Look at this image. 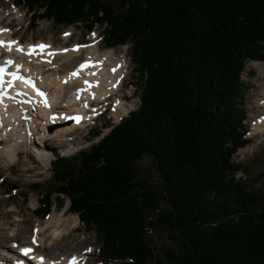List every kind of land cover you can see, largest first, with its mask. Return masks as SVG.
Masks as SVG:
<instances>
[{
	"label": "trees",
	"instance_id": "obj_1",
	"mask_svg": "<svg viewBox=\"0 0 264 264\" xmlns=\"http://www.w3.org/2000/svg\"><path fill=\"white\" fill-rule=\"evenodd\" d=\"M17 2L34 24L99 25L105 47L131 44L140 87L137 120L76 158L52 161L50 181L33 186L34 214L46 218L66 197L104 264H264V199L236 179L233 162L250 143L242 75L264 62V0ZM145 157L157 165L168 208L142 178ZM153 214L172 243L162 254Z\"/></svg>",
	"mask_w": 264,
	"mask_h": 264
},
{
	"label": "rangeland",
	"instance_id": "obj_2",
	"mask_svg": "<svg viewBox=\"0 0 264 264\" xmlns=\"http://www.w3.org/2000/svg\"><path fill=\"white\" fill-rule=\"evenodd\" d=\"M31 18L32 14L24 6H19L17 0H0V25L8 30L9 41L19 42L18 48H22L24 51L27 44H31L30 46L44 44L51 47L52 51L49 52L56 56L61 53L60 49L71 50L72 47L79 46V48L83 49L82 56L78 57L79 62L88 59L87 56L89 55L98 58V60L103 59L105 55L112 52L109 65L114 66L113 69L122 70L123 74L117 98L119 102H122L124 108L117 109L113 104H101V110H99L98 114H95L97 106H92L88 110L91 119L84 126L77 129H75V126L70 125L71 121L64 123L63 121L52 119L51 116L50 120L60 123L49 124V122L46 124V120L43 119L38 120L36 123L33 122L32 125L35 123L34 126L31 123H25L24 127H22L25 130V135H18L20 137L12 134L3 137L1 132L5 130L0 128V139L5 140L4 142L0 141V241L1 239L7 241L6 239L8 238L12 240V237H14L13 241L16 240L15 242H18V245H33L38 252H42L47 258L57 259L63 256L66 260L68 257L77 254L78 256H84L82 259L85 264H103L99 254L100 246L95 233L87 231L78 217L69 212V200L64 197L63 206L54 207L46 219L39 218L34 212L40 207V196L38 193L32 192V189L35 184L50 181L53 171L51 161L55 160L56 156L78 157L80 151L89 150L92 145L99 142L103 136L109 133L111 128H107V124L116 126L125 117V111L138 110L140 107V87L138 73L132 59L131 45L111 49L113 51H106L108 49L103 43L104 28L100 26H96L92 31H87L86 28H82L80 25L57 27L53 22L46 19H39L34 24ZM66 33L69 35H65ZM24 51L21 54H24ZM21 54L14 58L20 60ZM63 56L59 55V58ZM76 59L72 60V64L65 63L67 61L63 59L58 60L57 63L62 64L64 62L65 64L59 70L60 75H65L66 71L71 70L73 66L75 68L78 65V63L74 64ZM49 74L55 76L54 71L49 72ZM43 75L47 77L48 72ZM242 79L249 84L245 102V108L248 113L246 120V126L249 131L248 138L250 137L251 140L254 137L255 139L251 140V143L245 149L239 151L234 156L233 161L244 168L242 172L237 174V178L246 181L253 192L264 197V135L262 133H257L259 134L257 135L254 132L255 124L258 127L256 131H261L264 126L263 122L259 123L263 119L264 114V106H261L264 104V62H250L247 64ZM38 80L46 83L45 78ZM55 85H51L52 88L54 87L52 95H58L55 92ZM62 103L64 104L65 101ZM59 107L61 108L62 106L58 105ZM62 110L63 112L69 111L67 109ZM62 110L58 109V111ZM56 115L57 118L60 116L59 114ZM117 118L120 119L119 122ZM32 119L33 117H30V120ZM45 119H48V117ZM7 124H3L4 127L7 128ZM61 124L64 125L56 129ZM66 128H74V130L71 132L59 131V129ZM100 130L101 136L93 138ZM43 132L51 133V136L55 133L54 137L59 139H49L53 143L44 145L41 150L40 140L45 139ZM57 132H60V134L57 135ZM63 135H67L66 137L72 140L70 141L72 144L69 143L71 146L66 149H62L59 144L63 143L60 140V136ZM10 145H14L11 147L16 149V157L14 159L11 158L10 154L4 153L9 151ZM139 168L142 178L150 182L160 194L161 207L168 208L164 201L165 185L161 180L155 161L152 158L145 157L139 162ZM16 186L19 188L13 189ZM51 186L53 185L51 184ZM53 218H61V223L51 224L50 222ZM152 220V227H154L152 238L159 248V254H162L167 247L172 246V243L167 236L166 229L156 222L157 214H153ZM38 226L45 228L41 234L44 237V245L42 246L34 243L36 239L33 236ZM3 253L5 254L6 252ZM0 260L4 261L1 257Z\"/></svg>",
	"mask_w": 264,
	"mask_h": 264
},
{
	"label": "bare ground",
	"instance_id": "obj_3",
	"mask_svg": "<svg viewBox=\"0 0 264 264\" xmlns=\"http://www.w3.org/2000/svg\"><path fill=\"white\" fill-rule=\"evenodd\" d=\"M0 28H1V25H0ZM3 30L5 29H0V40L4 41L7 44L9 43L7 41L10 40V37H8L7 31H3ZM30 45L31 44L26 45L25 55L21 54V59L18 61V63L14 60V57L17 55H20L21 53L20 51L17 50L19 45L17 47H16V44L13 45L11 50H8L5 47H0V63L2 62L3 56L5 54L6 56H8L10 59H12L15 62L14 69L16 71H19L20 69L23 71L24 76L17 79V81L21 83L22 88L23 86L27 88L26 82L28 81L25 77L28 75L36 76L38 79L46 78V85L48 86V88H50V90L51 89L53 90L54 88V87L52 88L51 85L56 84L55 92H57L58 95L57 94L52 95V90H51V99L52 101H56L57 104L56 106L51 105L50 107L49 105H45L40 102H37L36 100L31 99L26 95L23 96L22 93L18 91L19 90L18 86H14L11 89H4L0 87V128H3L5 130L4 132H1V131L0 132L3 133V137L8 136V134H12L13 136H17V137H20L18 135H25L24 134L25 130L22 128L24 127L25 123H28V124L31 123L32 125L33 122L36 123L40 119L46 120V124L49 122H50L49 124L60 123V122H55L53 120H50V116L52 119L63 121L64 123L71 121L70 125L75 126V129H77L79 127L84 126V124H86V122H88L91 119V115L89 117L88 110L92 106H97L96 107L97 109L95 110L96 112L95 114H98L99 110H101L100 109L101 104H106V105L113 104L115 105L114 107L117 109L124 108L122 102H119V99L117 98V96H119L118 91H120L119 88L122 84L123 74L121 72L122 70L120 69L117 70V68H115V71H113L114 66L109 65V63L111 62L110 55L113 54L112 52H109L108 55H105L103 59L98 60V58L89 55L87 56L88 59L84 60L83 62H79L78 57L80 58L83 54L82 53L83 49L81 48H79L78 52L71 51V50H68V52L64 51L63 54H59V55H64V56L62 58H59V55H56V56L52 55L48 57V52L52 51L51 47H48V49L46 48V51H43V52H40L39 49H37L38 51L36 53L32 54L31 56H28L27 53L29 52ZM109 50L111 49H108L106 51H109ZM60 59H63L64 61L66 60L67 62L65 63H70V64H72L73 59H76L74 61V64L79 63V67H77L78 66L77 65L75 68H73L74 67L73 66L71 70L66 71L65 75H60L59 70L65 66L64 62L62 64L57 63V61ZM83 64H89L90 66L84 68L83 70H80L78 77L72 76V73L80 69V66ZM51 71L55 72L54 74L55 76H52L49 74V72ZM47 72H48V75H47L48 78L45 77V75H43ZM86 81H87V84L85 83ZM55 95H57V97H55ZM63 101H65V103L62 105L61 102ZM73 102L80 103V104H74ZM58 105L62 107L58 108ZM261 106H264V104ZM58 109H61V110L69 109V111L63 112V110L58 111ZM129 112H130L129 110L125 111L124 112L125 116ZM56 114H59L60 116L57 118ZM30 117L31 118L33 117V119L30 120ZM47 117L48 119H45ZM77 117L80 118L79 122L77 123L72 122L73 120L77 121L76 119ZM96 118H97V115H96ZM119 121L120 119H118V122ZM262 122L264 123V119H261L259 121V123H262ZM3 124L4 125L7 124L8 127L7 128L4 127ZM28 124L26 125L28 126ZM63 125L64 124H61V126H57L56 129L59 127H62ZM256 125L257 124L254 125L255 134L262 133L264 135V126L262 127L261 131H258V130L256 131V129L258 128ZM56 129H55V132H56ZM16 130H19V131H16ZM60 130L63 132H71L74 130V128L59 129V131ZM59 134L60 132H57V135ZM54 135L55 133L52 136H51V133H44L43 136H45V139L40 140V144H39L41 146V150L44 148V145H47L48 143H51V144L53 143L49 139L58 138V137H54ZM66 136L64 135L60 136L61 137L60 140L66 144L71 143L70 141L72 140H70V138H67ZM38 139H41V138H38ZM0 141L4 142L5 140L0 139ZM59 144L62 145L61 143ZM11 146H14V145H10L9 147ZM4 153L10 154L12 159L16 157V149L14 147H11L8 152H4ZM60 220L61 218L60 219L53 218L50 223L51 224L61 223ZM35 230L37 231L34 232L35 235L33 236V238L36 239L34 243H38L40 246L44 245V237L41 236V234L45 230V228L38 226L37 229ZM13 239L14 237H12V240H10L9 238L6 239L8 242L4 241V239L3 240L1 239L0 241V256L1 257L12 256L15 252L14 249H17L15 254H22L21 249L25 247L34 248V246H28L24 244L16 247L15 243L18 244V242H15L16 240L13 241ZM3 252H6V253L4 254ZM18 256H19V259H23L26 261L24 255H17L15 257H18ZM40 257L44 258L43 264H66L65 262L69 258L68 257L66 260L64 259L65 257L63 256L57 259L47 258L46 256H44V254H42V252H37V250L33 251L32 249V254L28 256L29 260L27 261L29 262L33 261L36 264H40ZM70 257L75 258V264H85L84 260L82 259L84 258V256L82 257L81 255L78 256L77 254H75ZM29 262L28 264H32ZM21 263H24V262L21 261Z\"/></svg>",
	"mask_w": 264,
	"mask_h": 264
},
{
	"label": "snow or ice",
	"instance_id": "obj_4",
	"mask_svg": "<svg viewBox=\"0 0 264 264\" xmlns=\"http://www.w3.org/2000/svg\"><path fill=\"white\" fill-rule=\"evenodd\" d=\"M3 31H8V30L5 29ZM65 35H69V34L66 33ZM93 35H95V34H93ZM16 43H17L16 41H11V42H9V43L6 44L4 41L0 40V47H5L8 50H11L12 47H13V45H15ZM47 47L48 46L47 45H44V44H40V45H37V46H32V47H30L28 54L29 55L34 54L37 51V49H39L40 52H43ZM17 50L18 51H21V52L24 51L22 48H18ZM73 50L78 51L79 50V46H77V48H75ZM8 63H11V61H9ZM88 66H90V65L89 64H83V65H81L80 66V69H78L76 72L72 73V76H77L78 77L79 71L80 70H83L84 68H86ZM113 71H115V69H113ZM2 72H3V69H0V73H2ZM85 83L87 84V81ZM76 119H77V122H79L80 118L77 117ZM89 251H91V249H89ZM31 252H32V249L31 248H23V249H21V253L24 256H28ZM43 260H44V258L43 257H40V264H43ZM73 264H75V258H73Z\"/></svg>",
	"mask_w": 264,
	"mask_h": 264
},
{
	"label": "water",
	"instance_id": "obj_5",
	"mask_svg": "<svg viewBox=\"0 0 264 264\" xmlns=\"http://www.w3.org/2000/svg\"><path fill=\"white\" fill-rule=\"evenodd\" d=\"M139 118V115L137 112H131L128 117L124 119L125 123H131Z\"/></svg>",
	"mask_w": 264,
	"mask_h": 264
}]
</instances>
